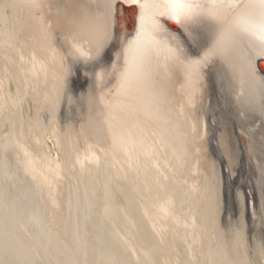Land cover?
<instances>
[{
    "label": "bare ground",
    "instance_id": "1",
    "mask_svg": "<svg viewBox=\"0 0 264 264\" xmlns=\"http://www.w3.org/2000/svg\"><path fill=\"white\" fill-rule=\"evenodd\" d=\"M61 1L0 0V264H264V0Z\"/></svg>",
    "mask_w": 264,
    "mask_h": 264
},
{
    "label": "rangeland",
    "instance_id": "2",
    "mask_svg": "<svg viewBox=\"0 0 264 264\" xmlns=\"http://www.w3.org/2000/svg\"><path fill=\"white\" fill-rule=\"evenodd\" d=\"M53 2L55 4H57L58 6H61V4H62L61 0H53ZM242 48H243L242 50H243V53H244L245 57H247V59H248L249 55H248V51H247V49L245 47V44L242 46ZM121 52H122V49L119 46L118 48H116L115 52H113V54H111L109 56L108 62L104 61V62L98 63V65L95 67V69L93 71L86 70L85 68H83L81 70V76L85 79V81H83V82L79 79L80 75L78 73V70H77V75L78 76H77V79H76L75 83L73 82V79L70 76V78H69L70 79L69 80L70 81V83H69L70 88L73 91L75 90V93L78 96H81L82 101L79 103V105L81 104L82 111L85 110V105H86V102L83 101V100L85 99V95L87 96L89 94L90 89L92 90L91 92L93 93L92 96L94 98L93 99L94 111L96 112V111L99 110V99H98L99 95H97V92H96L97 89H96V84H95V78H96V74H97L98 71H103L104 74L108 78L106 85L103 87L102 94H105V96H110V92H111V90L113 89V87L115 85V78L118 75V72L119 73L121 72L122 63H123V59H122V61H119V60L117 61L114 56H115V53L116 54H121ZM95 58H96V55L93 58H90V60H85L84 63H89ZM48 144H50V145H48L49 147L53 148L54 145H53L52 139H50V138L48 139ZM230 178L233 179L234 176H232L230 174ZM240 211H245V213H247L246 204H241ZM246 216H248V214H246Z\"/></svg>",
    "mask_w": 264,
    "mask_h": 264
},
{
    "label": "water",
    "instance_id": "3",
    "mask_svg": "<svg viewBox=\"0 0 264 264\" xmlns=\"http://www.w3.org/2000/svg\"><path fill=\"white\" fill-rule=\"evenodd\" d=\"M168 24L173 27V28H177V25L173 22V21H168ZM109 52L104 56L105 57V61L108 62L109 59ZM258 63V67H259V71L264 75V57H261L258 59L257 61Z\"/></svg>",
    "mask_w": 264,
    "mask_h": 264
}]
</instances>
